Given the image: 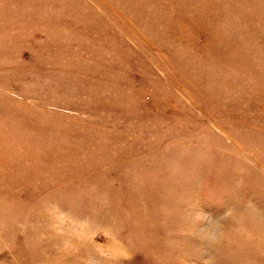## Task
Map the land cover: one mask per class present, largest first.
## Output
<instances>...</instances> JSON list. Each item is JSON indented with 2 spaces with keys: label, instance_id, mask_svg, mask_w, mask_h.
Here are the masks:
<instances>
[{
  "label": "rangeland",
  "instance_id": "374dc122",
  "mask_svg": "<svg viewBox=\"0 0 264 264\" xmlns=\"http://www.w3.org/2000/svg\"><path fill=\"white\" fill-rule=\"evenodd\" d=\"M0 264H264V0H0Z\"/></svg>",
  "mask_w": 264,
  "mask_h": 264
}]
</instances>
